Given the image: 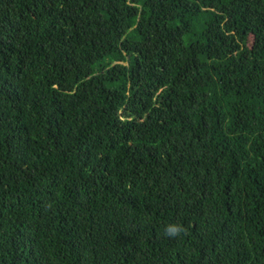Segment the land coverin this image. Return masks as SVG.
<instances>
[{"label":"trees","instance_id":"16d2710c","mask_svg":"<svg viewBox=\"0 0 264 264\" xmlns=\"http://www.w3.org/2000/svg\"><path fill=\"white\" fill-rule=\"evenodd\" d=\"M0 264H264V0H0Z\"/></svg>","mask_w":264,"mask_h":264},{"label":"clouds","instance_id":"9594fccd","mask_svg":"<svg viewBox=\"0 0 264 264\" xmlns=\"http://www.w3.org/2000/svg\"><path fill=\"white\" fill-rule=\"evenodd\" d=\"M184 232V228L179 223H169L165 226L164 234L167 237H178Z\"/></svg>","mask_w":264,"mask_h":264}]
</instances>
